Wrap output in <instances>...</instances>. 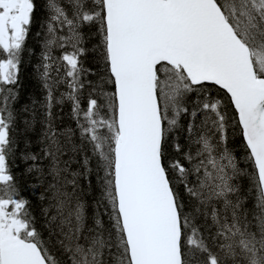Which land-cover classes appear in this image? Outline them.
<instances>
[{"label":"snow or ice","instance_id":"obj_1","mask_svg":"<svg viewBox=\"0 0 264 264\" xmlns=\"http://www.w3.org/2000/svg\"><path fill=\"white\" fill-rule=\"evenodd\" d=\"M42 8L38 121L37 3L0 0V264H264V0Z\"/></svg>","mask_w":264,"mask_h":264},{"label":"trees","instance_id":"obj_2","mask_svg":"<svg viewBox=\"0 0 264 264\" xmlns=\"http://www.w3.org/2000/svg\"><path fill=\"white\" fill-rule=\"evenodd\" d=\"M37 11L34 15L33 24L26 39L25 46L26 51L22 58V65L20 71V82L18 85V90L20 94V102L15 106L19 110L29 101H37L36 119L38 121L43 119V108L40 106L39 102H42L44 97V90L41 87V81L39 78V73L37 71V66L41 63L42 53H43V41L46 33V29L43 27L44 24V11L42 8L43 0H36ZM39 33V35H37ZM61 54L59 49H55L53 56L58 57ZM91 64V56L86 58V65ZM55 75V73H53ZM66 86H61L57 89V95L59 93L66 91ZM56 116V124L60 127H75V122L71 117V105L70 102H64L63 104L56 105L53 109ZM41 131V126L38 123L36 125L35 131L32 133V145L31 150L39 152V133ZM23 147V145H22ZM35 182V181H33ZM42 191V189H39ZM39 191L29 190L26 195L33 204L38 203Z\"/></svg>","mask_w":264,"mask_h":264}]
</instances>
